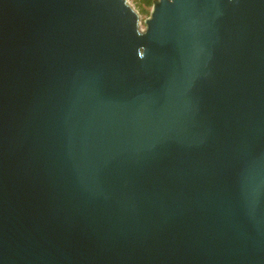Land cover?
I'll use <instances>...</instances> for the list:
<instances>
[{"label":"water","instance_id":"obj_1","mask_svg":"<svg viewBox=\"0 0 264 264\" xmlns=\"http://www.w3.org/2000/svg\"><path fill=\"white\" fill-rule=\"evenodd\" d=\"M0 0V264H264V0Z\"/></svg>","mask_w":264,"mask_h":264},{"label":"trees","instance_id":"obj_2","mask_svg":"<svg viewBox=\"0 0 264 264\" xmlns=\"http://www.w3.org/2000/svg\"><path fill=\"white\" fill-rule=\"evenodd\" d=\"M134 1L139 7L141 14L146 16L150 15L154 0H134Z\"/></svg>","mask_w":264,"mask_h":264},{"label":"rangeland","instance_id":"obj_3","mask_svg":"<svg viewBox=\"0 0 264 264\" xmlns=\"http://www.w3.org/2000/svg\"><path fill=\"white\" fill-rule=\"evenodd\" d=\"M128 1H129V3H130V4H131L136 10H138V11L140 12L139 7L137 6V4L135 3L134 0H128ZM140 14H141V12H140ZM147 17H148V16L141 14V23H142V27H143V28L145 27V25H144V20H145Z\"/></svg>","mask_w":264,"mask_h":264}]
</instances>
